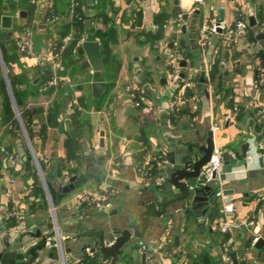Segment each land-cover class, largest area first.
<instances>
[{
  "label": "crops",
  "instance_id": "crops-1",
  "mask_svg": "<svg viewBox=\"0 0 264 264\" xmlns=\"http://www.w3.org/2000/svg\"><path fill=\"white\" fill-rule=\"evenodd\" d=\"M8 1L0 0L1 29H5L2 27L4 16H12L13 23H20L29 17L32 7L34 21L45 30L41 18L47 14L46 7L61 6L64 0H45L43 8H37L31 0H15L20 5L15 13L6 8ZM80 1L86 17V40L100 43L98 31H114L109 47L121 63L119 79L113 95L101 110L81 111L77 128L70 115L75 111L73 103L80 105L83 92L75 88V82L74 87L69 86L73 99L68 98L62 106L63 127L49 128L45 134L40 132L39 126L33 128V144L28 137L30 146L48 158L42 166L48 190L33 156L28 160L29 145L23 143L19 133H8L6 126L0 127V138L5 139L2 144L5 152H0V253L12 250L23 236L29 245L36 243L37 239L27 234L33 229L44 233L56 228L65 233L102 230L111 234L113 228H123L130 221L139 222V213L159 210L165 201L180 194L171 186L164 190L168 175L162 170H172V160L186 161L192 155H200L193 144L204 143L207 132L213 130L216 150L222 149L231 155L227 163L223 161L224 170L217 189L223 190L224 195L230 193L225 196L234 203L240 226L231 237L227 235L225 241L215 229L219 217L211 215L212 204L205 217L188 211L187 203L174 204L166 214L149 217L150 233L139 239L143 243L140 253H147V264H227L231 252L237 255L240 264H264V247L257 257L251 253L254 239H264V137L251 135L246 159L242 161L237 157L246 143L248 119L264 115V88L254 86L264 61V50L258 48L257 39L264 31V0H207L198 15L189 13L191 0H180L179 5L173 0H128L126 5H119L115 0ZM234 1L240 5L248 23L250 17L256 19L258 28L249 25L231 49L217 51L215 42L203 52L198 41L197 49H192L189 27L195 18L198 37L200 26L211 16L210 5L224 2V18L233 25ZM177 11L184 12L181 24L187 26L186 33L179 27ZM164 16L167 18L164 37L147 40L145 33L159 30L158 19ZM171 42L172 48L169 47ZM180 42L188 45L191 57L186 59V77L176 87L170 80L167 62L168 53ZM218 55L224 63L221 62L213 80L211 68ZM21 63L31 77L40 66L38 59L30 56L22 57ZM13 68L15 74L22 73L19 64H14ZM80 69L81 66H76L72 71L77 82L78 76H82ZM135 86L145 90L140 106H136L129 95V87ZM250 86L256 90L254 95L250 93ZM175 95L189 100L182 101L178 111L171 107L165 109ZM46 97L40 100L45 101ZM252 127L253 123L250 129ZM101 131L105 132L106 144L105 165L101 169L125 186L113 188L89 180L64 194L48 183L47 178L54 176L57 183L65 185L73 175L82 173L86 154H90L97 165ZM69 137L80 146L81 162L67 160ZM142 156L144 160L140 163ZM74 169L77 172L70 173ZM66 171L70 173L68 180ZM106 187L116 192L115 205L108 211H96L80 199L83 193L100 192ZM215 201L222 208L223 199L215 198ZM206 208L208 206L202 210ZM249 221L253 224H248ZM63 242L65 248L71 249L66 253L67 264H95L98 259L87 255V248L81 249V238H66ZM53 254L41 252L34 264H61ZM129 263L141 264V261Z\"/></svg>",
  "mask_w": 264,
  "mask_h": 264
},
{
  "label": "water",
  "instance_id": "water-1",
  "mask_svg": "<svg viewBox=\"0 0 264 264\" xmlns=\"http://www.w3.org/2000/svg\"><path fill=\"white\" fill-rule=\"evenodd\" d=\"M175 5L180 4V0H173ZM199 10L195 11V14L198 15ZM21 15H24L22 13ZM188 15L185 16L187 18ZM219 18L222 21L224 19V10L219 11ZM197 19L192 22V25L189 27L190 30V42L192 44V49H197ZM88 26V22L86 23ZM249 25L253 29L258 28V23L254 17H250ZM2 27L11 30L13 27V17L4 16L2 18ZM183 31L186 33L187 26L182 27ZM259 41L258 48L264 50V31L260 32L257 35ZM169 47H173V42L170 43ZM78 55L81 56L84 61L81 64V70L83 72H88L89 70H94L95 72H103L105 69L102 48L101 44L97 40H85L82 45L78 48ZM0 63L4 71V77L7 82L8 90L12 99V102L16 107L15 99L12 93L10 82L8 79V72L4 64L1 52H0ZM182 68L180 72V81H183L186 77V69L188 67V61L182 59L180 62ZM8 69L11 70V66H8ZM78 79H82V76H78ZM201 81L204 83V77L202 75ZM92 94L95 98L101 97L106 90V83L103 81H94L91 85ZM250 93L254 95L256 90L250 86ZM170 105L167 103L165 109H169ZM21 123V122H20ZM253 123V127L250 129V124ZM22 125V124H21ZM260 127V130L257 128ZM24 134L29 141L28 135L26 133L25 127L22 125ZM245 130L247 131L246 143L242 146L241 154H238L237 157L239 160L244 161L248 155L250 149V138L251 135L256 138L264 137V115H258L248 119L247 124L245 125ZM74 134L75 131L73 130ZM105 132L101 131V140L99 143V162L97 165L91 158L90 154H86V164L85 169L80 174L73 175L67 184L62 185L57 183L54 176L48 177V183H51L58 191L62 193H69L75 189L86 184L89 180H93L98 184L105 183L110 187L118 188L125 186L123 183L112 179L107 175L103 169L105 165ZM86 146V145H85ZM193 146L198 150L200 155H192L190 159L183 161H171L172 170L167 171L163 169L162 172L168 175L165 182V189L171 186L179 190L180 194L168 199L164 202L162 207L159 210L155 211H143L139 213L137 220L139 222H128L123 228H113L111 234H107L102 230L98 231H83L78 233H65L61 232L58 228V233L61 237V242L64 246L63 239H82L81 249H88V254L95 255L96 259L95 264H130L129 262H140L141 264H147L146 258L147 253H140L142 247V241H139L140 238L144 237L146 234L150 233V216H162L166 214L167 209L174 204L187 203V210L194 211L197 214H202L204 217L207 216L209 205L214 203L217 187L219 186V181L217 175H213V180L209 183L202 185L200 183V177L203 168L211 161L212 156L216 152V143H215V134L213 130L207 132V137L204 143H194ZM218 152L221 153L222 159L224 162H228L231 158V155L228 152L218 149ZM230 193L225 192V195ZM208 204V205H207ZM208 206V208L203 209V207ZM204 217L202 219H204ZM57 230L44 233L41 230L28 231V236L37 239V242L29 245L24 241V236L22 240L17 243L12 250L1 252L0 253V264H34L40 257L41 252H54L55 259H59L57 247L54 245V237L58 235ZM264 247V239L260 238L252 247V255L255 257L258 256L259 251ZM65 248V246H64ZM71 249L65 248V253H69ZM84 254V256L86 255ZM52 256V254H51Z\"/></svg>",
  "mask_w": 264,
  "mask_h": 264
},
{
  "label": "trees",
  "instance_id": "trees-1",
  "mask_svg": "<svg viewBox=\"0 0 264 264\" xmlns=\"http://www.w3.org/2000/svg\"><path fill=\"white\" fill-rule=\"evenodd\" d=\"M76 2H78V5L75 7V13L77 14V17L73 22L70 21V17L67 15L71 10L72 1L64 0L61 3V6L53 5L52 7H46L45 11H47V14L45 17L43 15L41 18L42 25L46 26L45 30H41L40 25L34 21L35 9L32 7L28 13L29 17L20 23L14 22L11 30L0 28V47L2 58L8 72V79L18 113L21 116L26 133L32 144L33 128L35 126L40 127V132L42 134H45L49 128L63 127L64 119L61 118L63 115L62 106L68 98L73 99V97L70 87L66 83L62 82L58 87H51L48 85V82L54 77V72L50 68L48 62L42 58L39 61L40 66L36 67L35 69L34 76H30V74L27 72V69L21 63V58L24 57V55L18 48V39L16 38L17 32H30L32 34L33 52L35 55L40 56L46 53L49 49L47 41H54L59 50L64 43V39L73 31V39L68 44L66 50L63 53L62 63L64 65V70L59 71V74L72 77L75 82V88H80V90L83 92L79 100L82 108L80 105H75L73 103L72 108L75 111L70 115V120L72 121L73 126L76 128L79 126L78 117L81 111L101 110L107 103L108 99L113 95V91L116 88L119 79L121 63L113 54L112 49L109 47V42L114 36V31L110 30L112 34L108 32H97V37L100 38L102 48L105 66L104 71L96 72L94 77L90 79V77H88L89 73L83 72L80 69L82 71L83 77L81 80H79V82H77L75 74L72 73V71L76 66L80 68L83 58L78 55L77 51L75 52L74 50L79 42L86 40L84 24L86 17L83 13L81 1L76 0ZM8 3L9 4L6 6V8L10 13H15L20 9V5L15 0H9ZM53 9L56 13L64 14L66 16L55 23H48L47 18L50 14V11ZM180 13L181 11H177L175 16L178 18ZM78 16H80L82 20L78 19ZM166 19L167 18L165 16L158 19V23L160 24L159 30L145 33L147 40L154 41L164 37V25L166 24ZM173 51L177 54H180L183 59H189L191 57L189 47L186 43H178V47ZM221 62L222 61L219 55L213 61L211 68L213 80L220 71ZM14 64H19L22 67V73H14ZM8 66H11V70L8 69ZM94 81H103L106 83V90L99 98H95L92 94L91 85ZM0 90V92L3 94L2 109L0 111V127L6 126V131L8 133L10 131L19 133L21 140L26 144L17 119V111L11 105L12 103L8 98L5 81L2 77H0ZM44 95L48 97H46L47 100H40V97ZM139 100L141 101V99ZM47 101L49 102L45 105V102ZM36 119H38V122H36ZM2 144L3 139L0 138V152L4 153L5 151L2 150ZM66 147L68 155L67 160L76 159L77 161L79 160V162H81L80 160L82 157L79 155L80 146L75 142V140H73L72 137H69L68 141L66 142ZM7 148L10 150V147L7 146ZM27 156L28 160L31 161L32 155L29 149H27ZM143 160L144 159L142 156L140 163H142ZM76 172L77 169H74L70 173ZM210 213L212 216L219 218L222 217V208L218 201H214V203H212ZM219 233L223 236L225 241L228 239L226 234L220 231ZM229 255V258L232 260L231 264L241 263L234 252H231Z\"/></svg>",
  "mask_w": 264,
  "mask_h": 264
},
{
  "label": "built area",
  "instance_id": "built-area-1",
  "mask_svg": "<svg viewBox=\"0 0 264 264\" xmlns=\"http://www.w3.org/2000/svg\"><path fill=\"white\" fill-rule=\"evenodd\" d=\"M32 3L37 8H43L45 7V0H31ZM72 6L71 10L67 14L70 17V21L73 22L74 19H76L77 14L75 13V7L78 5V2L76 0H71ZM117 4L119 5H126L128 0H115ZM192 4L189 8V13H194L196 10H199L202 6H205L207 4V0H191ZM224 2H221L219 5H210L209 10L211 12V16L207 21H205L199 28V34L197 37L198 46L200 50L203 52L206 51V49L210 46L217 44V51L219 50H226L231 49L235 42L237 41V38L241 32H244L249 27L248 20L243 13V11L240 8V5L238 2H233L232 5L235 8L236 11V18L235 23L232 25L228 21L225 20V18L221 21L219 18V11L221 9H224ZM52 7V6H51ZM64 14L56 13L55 10H51L50 14L47 18L48 23H55L57 21H60L65 17ZM78 19L82 20L80 16H78ZM184 19V12H181L177 18V20L180 22L179 27H182L181 22ZM16 38L18 39V48L20 52L25 57H36L38 61L42 58L43 60H46L54 72V77L48 82V85L51 87H58L60 83H66L71 87H74V80L72 77L66 75H60L59 71L64 70V65L62 63L63 59V53L66 50L68 44L73 39V31L64 39V43L61 46V48L58 50L56 44L54 41H47V44L49 45V49L46 53L37 56L33 52V42H32V34L30 32H17ZM83 42H79L75 48V52L78 51V48L82 45ZM216 51V52H217ZM218 53V52H217ZM182 56L180 54L175 53L174 51H170L168 53V67L169 70V77L173 85H179L183 81H180V72L182 70L180 66V62L182 60ZM224 63V62H222ZM90 79H92L95 75L94 70L88 71ZM190 86V84H187ZM254 86L257 89H263L264 88V61H262V67L257 75L256 80L254 81ZM129 95L134 100V103L136 106H140L141 103L139 102V99H143L145 95V90L141 87L135 86V87H129ZM192 99H195V97H192ZM188 101L189 98L185 96H173L171 100L170 107L173 111H178L180 109V104L182 101ZM17 111V117L21 124L23 125L22 119L20 114ZM24 126V125H23ZM215 129H218L217 126H215ZM1 136V135H0ZM32 154L33 158L36 161V164L38 166V170L40 172V175L42 177V181L48 190L45 175L42 169V165L48 162V158L46 155H43L36 151L33 147ZM73 164V163H72ZM224 170V163L222 159L221 153L216 150L214 155L211 158V161L203 168L201 177H200V183L202 185H205L213 180V175H217V179L219 181L220 176ZM70 176V173L66 171V180H68ZM116 196V192L112 190L111 188L106 187L100 192H86L80 195V199L82 201L87 202L90 204V207H92L94 210L99 212H104L110 210L115 205L114 197ZM216 199H223L222 203V217L219 218L218 222L216 223L215 229L228 235L232 236L234 231L240 226V223L237 219L236 215V209L235 205L232 201L227 199V197L224 195L223 190L217 189L216 190ZM10 216V215H9ZM248 224H253L252 221H249ZM57 233L58 229L56 228ZM55 246L58 250L59 260L61 264H67L66 260V253L65 248L61 242V237L58 233L56 237H54ZM258 241V238L254 239V244ZM226 262L229 264L232 263V260L230 258L226 259Z\"/></svg>",
  "mask_w": 264,
  "mask_h": 264
},
{
  "label": "rangeland",
  "instance_id": "rangeland-1",
  "mask_svg": "<svg viewBox=\"0 0 264 264\" xmlns=\"http://www.w3.org/2000/svg\"><path fill=\"white\" fill-rule=\"evenodd\" d=\"M0 52H1V47H0ZM1 55H2V52H1ZM0 71H1V75H0V77H2V78L4 79V81H5L6 91H7V93H8V98L10 99V101H11V103H12L11 105H12L13 108L16 110V108H15L13 102H12V99H11V96H10V93H9V90H8L7 82H6L5 77H4V71H3V68H2L1 63H0ZM0 91H1V90H0ZM2 95H3V94L0 92V111H1V109H2V103H3V97H2ZM17 119H18V117H17ZM18 122H19V124H20L21 131H22V134H23L24 140H25V142L27 143V145H29V146H28V149H29L30 153L32 154L31 146H30V144H29V142H28V140H27V138H26V136H25V134H24V131H23V129H22V125H21L19 119H18ZM3 143H5V139H4ZM29 147H30V148H29ZM32 156H33V154H32ZM38 173H39V175H40V172H39V171H38Z\"/></svg>",
  "mask_w": 264,
  "mask_h": 264
}]
</instances>
